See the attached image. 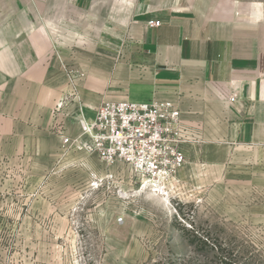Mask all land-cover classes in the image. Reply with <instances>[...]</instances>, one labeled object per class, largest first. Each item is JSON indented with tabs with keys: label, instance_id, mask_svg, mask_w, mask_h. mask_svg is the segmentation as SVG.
<instances>
[{
	"label": "crops",
	"instance_id": "obj_1",
	"mask_svg": "<svg viewBox=\"0 0 264 264\" xmlns=\"http://www.w3.org/2000/svg\"><path fill=\"white\" fill-rule=\"evenodd\" d=\"M247 4L221 11L180 0H0V158L28 153L51 127L62 144L104 101L128 100L179 108L182 180L189 160L224 162L239 149L264 160V12ZM87 35L97 49L74 98L53 55L82 48ZM35 88L45 97L35 100ZM28 177L42 183L47 174Z\"/></svg>",
	"mask_w": 264,
	"mask_h": 264
},
{
	"label": "rangeland",
	"instance_id": "obj_2",
	"mask_svg": "<svg viewBox=\"0 0 264 264\" xmlns=\"http://www.w3.org/2000/svg\"><path fill=\"white\" fill-rule=\"evenodd\" d=\"M180 2L221 11L255 3L264 12V0ZM90 39L53 55L74 98L97 49ZM42 96L35 88L34 99ZM35 113L45 118L38 105ZM47 131L28 153L0 158V264H264V160L256 155L189 160L179 201L149 182L141 187L123 163L69 149L54 127ZM28 174L47 177L32 183Z\"/></svg>",
	"mask_w": 264,
	"mask_h": 264
},
{
	"label": "built area",
	"instance_id": "obj_3",
	"mask_svg": "<svg viewBox=\"0 0 264 264\" xmlns=\"http://www.w3.org/2000/svg\"><path fill=\"white\" fill-rule=\"evenodd\" d=\"M150 21L152 28L160 26ZM235 102L236 97L229 98ZM63 106L61 101L56 111ZM80 134L63 137L69 148L94 154L107 165L123 163L141 182L147 179L154 192L182 201L179 172L187 163L182 145L181 112L170 101L139 103L104 101L94 119L80 120Z\"/></svg>",
	"mask_w": 264,
	"mask_h": 264
},
{
	"label": "bare ground",
	"instance_id": "obj_4",
	"mask_svg": "<svg viewBox=\"0 0 264 264\" xmlns=\"http://www.w3.org/2000/svg\"><path fill=\"white\" fill-rule=\"evenodd\" d=\"M146 180H147V179H146ZM145 183H146V185H148V181H146ZM144 187H145V186H144Z\"/></svg>",
	"mask_w": 264,
	"mask_h": 264
}]
</instances>
